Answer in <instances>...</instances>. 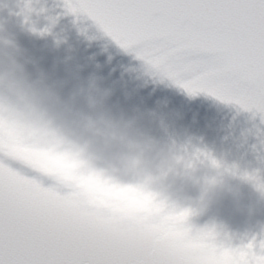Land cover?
<instances>
[{"label": "clouds", "instance_id": "clouds-1", "mask_svg": "<svg viewBox=\"0 0 264 264\" xmlns=\"http://www.w3.org/2000/svg\"><path fill=\"white\" fill-rule=\"evenodd\" d=\"M0 0L37 29L35 0ZM0 20V162L44 181L66 205L114 239L151 244L164 264H264V249L233 240L198 217L250 183L264 197V177L231 168L190 146L154 138L134 117L113 114L95 84L61 96ZM82 101V102H81ZM235 196V192H233Z\"/></svg>", "mask_w": 264, "mask_h": 264}, {"label": "snow or ice", "instance_id": "snow-or-ice-1", "mask_svg": "<svg viewBox=\"0 0 264 264\" xmlns=\"http://www.w3.org/2000/svg\"><path fill=\"white\" fill-rule=\"evenodd\" d=\"M65 7L189 93L264 114V0H65ZM44 183L0 162V264H164L151 244L114 239Z\"/></svg>", "mask_w": 264, "mask_h": 264}, {"label": "water", "instance_id": "water-1", "mask_svg": "<svg viewBox=\"0 0 264 264\" xmlns=\"http://www.w3.org/2000/svg\"><path fill=\"white\" fill-rule=\"evenodd\" d=\"M35 4L40 10L33 16L37 29L47 31H26L18 16L0 9V20L29 58L26 68L32 78L43 74L61 96L93 82L92 91L104 94V107L134 117L154 138L190 146L230 169L264 177V114L204 91L189 93L134 50L122 48L86 14L69 11L65 0ZM231 185L218 205L194 219L197 224L212 221L221 235L259 247L264 197L250 183L233 180Z\"/></svg>", "mask_w": 264, "mask_h": 264}]
</instances>
